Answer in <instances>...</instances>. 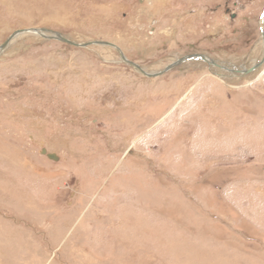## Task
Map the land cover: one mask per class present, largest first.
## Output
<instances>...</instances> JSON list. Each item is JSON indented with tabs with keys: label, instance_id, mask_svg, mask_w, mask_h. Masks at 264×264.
Wrapping results in <instances>:
<instances>
[{
	"label": "rangeland",
	"instance_id": "rangeland-1",
	"mask_svg": "<svg viewBox=\"0 0 264 264\" xmlns=\"http://www.w3.org/2000/svg\"><path fill=\"white\" fill-rule=\"evenodd\" d=\"M263 17L264 0H0V45L44 28L148 72L194 52L244 66ZM243 79L203 61L149 79L112 48L17 39L0 55V264H264V66Z\"/></svg>",
	"mask_w": 264,
	"mask_h": 264
},
{
	"label": "water",
	"instance_id": "water-1",
	"mask_svg": "<svg viewBox=\"0 0 264 264\" xmlns=\"http://www.w3.org/2000/svg\"><path fill=\"white\" fill-rule=\"evenodd\" d=\"M48 33H50L52 35L47 36L46 34H48ZM21 34L39 36L42 39L47 40V41L56 40V41H59V42H62V43H65L67 45L74 46L77 48H88L90 46H104V47L115 49L120 54L122 62H124L125 64H127L133 68H135L140 74L144 75L147 78L160 77V76L166 74L167 72L171 71L172 69L177 68L178 66L184 64L185 62L194 61V60L207 62L206 57H204L203 55L186 56V57L177 59L173 64L167 66L166 68L159 71L158 73L152 74V73H148V72L144 71L140 66H138V65L130 62L129 60H127L126 57L124 56L123 52L121 51V49L112 43L105 42V41H90V42H85V43H76V42L71 41L66 36L62 35L61 33L53 32L51 30L44 29V28L43 29H23V30L16 31L2 45H0V51L2 49H5L8 46V44L15 37H17ZM211 61L213 62V60H211ZM253 69H255V68H251L250 70H246V71H244V73L248 74V73L252 72Z\"/></svg>",
	"mask_w": 264,
	"mask_h": 264
},
{
	"label": "bare ground",
	"instance_id": "bare-ground-1",
	"mask_svg": "<svg viewBox=\"0 0 264 264\" xmlns=\"http://www.w3.org/2000/svg\"><path fill=\"white\" fill-rule=\"evenodd\" d=\"M149 14V13H148ZM261 28H262V39H261V47L263 49L261 57L255 60H252L250 65H244V66H236L234 64L231 63H222V62H215V61H211L212 59H209L206 57L207 62L206 64L209 66L210 69V74L221 81V85L223 84L224 87H226L225 85H227V81L228 80H234V79H241L244 78L247 82V84H252V81L254 78H256V76L259 74L260 70L262 69V67L264 66V17L261 23ZM54 32V31H53ZM47 36H50L52 34L48 33L46 34ZM24 36H35V35H27V34H21L17 37H15V39H13L8 46L5 49H2L0 51V55H2L4 52L6 53L7 50L10 49V47L12 46V44H14L16 42L17 39L24 37ZM38 38H41L39 36H37ZM69 39V38H68ZM46 41V40H45ZM132 42V41H131ZM212 54V53H211ZM205 57V56H204ZM117 58V57H116ZM109 59V58H108ZM194 61H198V60H194ZM201 62V61H198ZM184 65V64H183ZM251 68H255L253 69L252 72L245 74L244 71L246 70H250ZM103 73V71H102ZM152 74L158 73V72H149ZM243 79V80H244ZM233 88V87H232ZM67 106V105H66ZM113 112V111H112ZM114 113V112H113ZM104 119V118H103ZM73 121V120H72ZM75 127V126H74ZM77 132V131H76ZM108 135V134H107ZM87 137V136H86ZM131 149V148H130ZM69 150V149H68ZM56 153V152H55ZM146 158V157H145ZM211 162V161H210ZM209 162V163H210ZM26 165V164H25ZM24 165V166H25ZM212 165V164H211ZM27 166V165H26ZM42 169V168H41ZM2 172V171H1ZM47 172V171H46ZM39 173V172H38ZM48 175V174H47ZM5 180V178H3ZM7 179V178H6ZM13 179V178H12ZM8 180V179H7ZM10 181V178H9ZM8 182V181H7ZM4 183V182H3ZM2 183V184H3ZM1 184V183H0ZM11 187V186H10ZM14 191V190H13Z\"/></svg>",
	"mask_w": 264,
	"mask_h": 264
},
{
	"label": "flooded vegetation",
	"instance_id": "flooded-vegetation-1",
	"mask_svg": "<svg viewBox=\"0 0 264 264\" xmlns=\"http://www.w3.org/2000/svg\"><path fill=\"white\" fill-rule=\"evenodd\" d=\"M236 6V5H235ZM225 14L226 15H229L232 19H235L236 18V15L234 16L233 14H231L230 15V9H229V3H228V5L226 6V8H225ZM153 30H154V27H151V29L149 30L150 31V34H152V32H153ZM116 51V50H115ZM117 52V51H116ZM117 54H118V56H119V58H120V62H122V60H121V57H120V54L117 52ZM124 54V53H123ZM191 55H203V56H206L207 57V55H205V54H199V53H196V52H194V53H191L190 55H187V56H191ZM125 56V55H124ZM126 57V56H125ZM186 57V56H185ZM126 59L127 60H129L127 57H126ZM130 62H132L131 60H129ZM122 63H124V62H122ZM132 63H134V62H132ZM125 64V63H124ZM134 64H136V63H134ZM125 65H127V64H125ZM136 65H138V64H136ZM128 67H130L132 70H134L136 73H139L135 68H133V67H131V66H129V65H127ZM138 66H140V65H138ZM141 67V66H140ZM144 71H145V69L143 68V67H141ZM174 69H176V68H174ZM174 69H172V70H174ZM171 70V71H172ZM146 72H148V71H146ZM170 72V71H169ZM149 73V72H148ZM168 73V72H167ZM140 74V73H139ZM142 75V74H141ZM165 75V74H164ZM164 75H162V76H164ZM142 76H144V75H142ZM162 76H160V77H162ZM145 77V76H144ZM147 78V77H146ZM158 78V77H157ZM149 79H152V78H149ZM121 126V130L120 131H122L121 133L122 134H125L126 135V133L128 132L127 131V129L129 128V126H126V125H120ZM107 132H109V136L110 137H112L113 135H114V133H112L111 134V131H107ZM121 133H120V135H121ZM141 139V138H140ZM139 139V140H140ZM115 144V143H114ZM111 148H112V146H111ZM128 149V148H127ZM126 149V150H127ZM47 149L46 148H42V149H40L39 150V153L41 154V156L43 157V158H45L46 160H49V161H51V162H59L60 160H61V158H60V156L57 154V153H53V152H47L46 151ZM126 150H125V152L123 153V155H122V157H121V159H119V161L116 163V160L114 159V157L112 158V157H110L109 159H114L115 160V163H114V166L115 167H120L119 166V164H120V162H121V160H125L131 153H133L134 152V148H132L128 153L126 152ZM114 151V150H113ZM113 151H110V152H113ZM109 159H106L105 161H107L108 163H109ZM144 159L145 160H147L148 161V159H147V157L145 158L144 157ZM127 160V159H126ZM98 169H100V168H98ZM114 169V168H113ZM116 169V168H115ZM115 169H114V171L113 172H116L115 171ZM103 170V169H102ZM104 171V170H103ZM113 172H112V174H113ZM95 175V179L96 180H94V182L91 180L90 182H88L87 184H85V183H82V184H85L83 187H85V186H87L88 187V191H86V189L84 190V192H86L85 193V195L88 197V198H91V197H93V196H88V193H89V191H92L95 187H96V189H97V187H99L100 186V183H102L104 180V178H102L101 179V177H104V174L102 175V174H100L99 173V175H98V173L96 172V173H94ZM112 174H110L109 176H112ZM105 178H106V176H105ZM99 179V180H98ZM102 181V182H101ZM106 181H108V180H106ZM106 181H104V182H106ZM97 185V186H96ZM96 191V190H95ZM74 199H76V198H78L76 195H73L72 196ZM79 199V198H78ZM93 199V198H92ZM72 206V205H71ZM73 210V209H72ZM71 210V211H72ZM71 215V214H70ZM52 238H53V240L55 241V240H60V235H53L52 236ZM62 238V237H61ZM46 239V238H45ZM62 241H63V239H62ZM61 241V242H62ZM50 245V244H49ZM51 247V246H50ZM53 252L54 251H56V250H52ZM52 258H54V259H52V261H56V260H60V262L62 261V257L60 256V254H58L57 256H53Z\"/></svg>",
	"mask_w": 264,
	"mask_h": 264
}]
</instances>
